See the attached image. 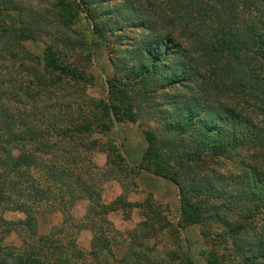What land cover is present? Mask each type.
<instances>
[{
	"label": "trees",
	"instance_id": "trees-1",
	"mask_svg": "<svg viewBox=\"0 0 264 264\" xmlns=\"http://www.w3.org/2000/svg\"><path fill=\"white\" fill-rule=\"evenodd\" d=\"M100 46L105 97L89 93ZM123 122L143 128L139 164L106 139ZM143 171L176 185L177 222L153 194L128 200ZM108 181L124 189L109 203ZM135 208L117 256L110 214ZM55 212L62 223L41 233ZM69 223L91 230L89 250ZM187 225L207 264H264V0H0V264H197Z\"/></svg>",
	"mask_w": 264,
	"mask_h": 264
},
{
	"label": "rangeland",
	"instance_id": "rangeland-1",
	"mask_svg": "<svg viewBox=\"0 0 264 264\" xmlns=\"http://www.w3.org/2000/svg\"><path fill=\"white\" fill-rule=\"evenodd\" d=\"M32 50H35L37 52H40L41 46L31 44L29 45ZM90 72L94 74L96 77V84L95 86L91 87L89 89V93L95 97H105L107 93V85H106V78L112 74L113 68L112 65L108 59V53L105 49V47L100 46L95 48V54H94V62L92 64V67L90 68ZM124 123V122H123ZM127 123V122H125ZM132 123V122H130ZM134 126H136V131H132L133 129L129 127H125L122 129V133H117L116 129L113 130V133H109L106 139L114 140L118 145H122L123 150L130 160L132 164L133 161L136 160V155L138 152L141 151L142 143L144 142L146 147L148 145L143 128L138 123H132ZM117 125V124H116ZM115 125V126H116ZM115 131V132H114ZM110 134H114L116 138H112ZM130 134V136H129ZM96 155V154H95ZM96 161V159H95ZM115 183L120 184L117 181H108L104 185V195L106 196L104 198L105 201H108L110 197L113 196V185ZM164 184H173L169 182L168 180H164ZM121 185V184H120ZM178 190V189H177ZM157 201V200H156ZM87 201L82 202V200L77 201L75 206L72 209V214L77 221H81L84 219V215L86 213L87 208ZM160 204H163L168 207L169 210V219L171 221L177 222V220L180 218V203L178 205H174V207L170 206V204H165L162 202H158ZM5 217L9 220H14L19 217H24L23 214L16 213V212H8L5 214ZM110 219L113 221L114 225L118 230H120L122 235H119L116 241L117 242L114 245L115 250L117 251V256H120L124 254L127 250L128 246V239L127 237V231L133 229L143 218L140 215V210H132V215L130 219H125L123 211L113 212L110 214ZM63 221V215L60 212H55L53 214L46 213L44 215H41L39 219L40 224V232L41 233H47L53 226H59ZM75 223H69L63 231L64 234L68 237H73L77 234V242L78 246L83 250H89L91 247V239H92V232L88 228H82L80 231H78L77 228H74ZM182 236L184 239V243L187 242L188 248L196 260L197 264H207L206 258L200 254V252L207 248L206 242L203 239L201 233H200V227L198 225H187L184 230L182 231ZM7 243L12 244H19V239H17L15 236H12L8 239H6ZM164 242H168V238L164 237ZM115 262L113 258L110 259V263ZM93 264V263H91Z\"/></svg>",
	"mask_w": 264,
	"mask_h": 264
},
{
	"label": "crops",
	"instance_id": "crops-1",
	"mask_svg": "<svg viewBox=\"0 0 264 264\" xmlns=\"http://www.w3.org/2000/svg\"><path fill=\"white\" fill-rule=\"evenodd\" d=\"M125 127H129L131 129H133L132 131H136V126H134V124L127 122V123H117V125L112 129L113 130L116 129L117 133L121 134L122 133V129H124ZM115 132V131H114ZM110 136L112 138H116V136L114 134H110ZM130 136V134H129ZM142 146H141V151L140 153L138 152V154L136 155V160L133 161L134 164H139L142 158V155L146 149V145L144 142H141ZM95 159L96 162L100 165V166H104L106 164V154L103 152H99L96 153L95 155ZM164 180L163 178H160L152 173L149 172H141L137 179V185H138V189L136 191H130L128 193V200L130 202L133 203H142L145 199V197L148 194H153L154 198L158 201V202H162L165 204H170V206L174 207V205H178L179 206V196H178V190L176 185L173 184H164ZM170 182V181H169ZM172 183V182H171ZM113 191V196L110 197V199H108V201H106L107 203L113 201L117 196L121 195L124 191L122 185L115 183L112 187ZM106 196L104 195V198ZM87 200L83 199L82 202H85ZM87 203V208H88V201ZM86 208V211H87ZM135 210H138L137 208H135Z\"/></svg>",
	"mask_w": 264,
	"mask_h": 264
}]
</instances>
